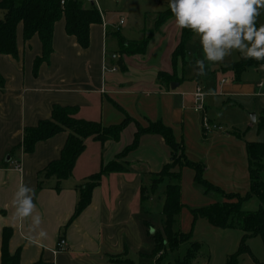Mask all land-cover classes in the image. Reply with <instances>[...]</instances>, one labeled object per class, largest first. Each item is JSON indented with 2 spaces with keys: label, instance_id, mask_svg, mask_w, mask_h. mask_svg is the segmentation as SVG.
<instances>
[{
  "label": "crops",
  "instance_id": "crops-1",
  "mask_svg": "<svg viewBox=\"0 0 264 264\" xmlns=\"http://www.w3.org/2000/svg\"><path fill=\"white\" fill-rule=\"evenodd\" d=\"M84 1L86 5L92 4L90 0ZM101 11L102 23L90 26L87 48L81 47L76 38L66 32L64 17L56 22L53 52L48 61L41 63L37 73L34 61L42 55V43L37 34L25 41L22 23L16 30L17 56L0 54V74L4 78L0 86V264L5 228L12 229L8 249L11 254L20 251V264H124L122 259L139 264L133 259L135 255L152 259L153 247L145 243L148 231L144 230L140 217L142 201L137 202L144 177L158 172L171 158L170 147L159 135H142L137 148L125 158L129 171L103 174L88 206L71 220L81 187L133 143L138 123L145 125L161 120L183 140L186 156L204 165L203 177L207 181L225 192L245 195L249 191L246 141L262 139L256 121L258 114L264 111V96L256 93H264V88L259 87L264 71H260L259 66L249 68L236 80L232 71L221 68L233 61L222 62L213 74L222 77L215 96L205 97V115L211 119L213 103L239 108L242 120L223 126L211 119L215 128L205 129L203 113L198 112L199 122L189 118L187 104L192 102L193 93H184L191 99L181 93L182 99L175 100L180 93L176 89L187 79L180 75L181 68L189 63L186 56L175 63L172 59L181 31L175 25V17L152 36L145 53L128 55L120 51L118 36L128 41L141 40L153 29L157 13L162 10L155 11L153 22L138 29L137 38H131L124 30L123 16L118 22H112L110 15ZM3 16L0 10V18ZM249 73L256 77L254 83L247 82L245 75ZM173 82L178 83L176 88L171 87ZM54 105L75 107L77 117L99 121L104 126L121 123L126 114L132 120L118 140L102 144L88 138L86 149L77 158L73 173L67 179L61 182L55 177L42 179L40 172L60 157L68 132L39 141L33 152L25 153L22 148L24 129L50 118ZM252 112L256 113L255 122L250 118ZM192 127L196 138L188 144L186 133ZM249 132L253 134L252 139L247 138ZM16 163L21 165L20 170L15 168ZM137 163L145 165V170L135 169ZM21 182L35 189L34 203L42 218L36 231L47 233L46 239L36 243L25 239L31 218L23 223L14 218L12 199ZM202 219L193 224L192 217L190 225ZM60 238H64L67 245L56 251ZM261 242V258L256 257L247 244L252 253H246L251 264H264V238ZM114 258L116 261H111ZM242 260L245 262V257L241 260L239 257L238 264H242Z\"/></svg>",
  "mask_w": 264,
  "mask_h": 264
},
{
  "label": "trees",
  "instance_id": "trees-1",
  "mask_svg": "<svg viewBox=\"0 0 264 264\" xmlns=\"http://www.w3.org/2000/svg\"><path fill=\"white\" fill-rule=\"evenodd\" d=\"M0 10L4 16L0 18V54L17 56L16 30L19 23L23 24V36L27 41L37 34L42 43V55L34 61V72L37 73L42 62L48 61L53 52V32L56 22L65 18L66 32L74 36L78 44L87 48L90 44V26L94 23H102V12L95 4L86 5L84 0H1ZM173 14L170 8L157 13L153 29L141 40L128 41L122 36H118L120 51L122 54L134 55L143 54L152 36L171 18ZM257 27H259L257 25ZM195 33L189 29H181L180 40L175 48L172 59L175 63L178 57H185L188 53L187 45L193 39ZM264 61L254 59L245 60L240 57L238 61L225 64L224 70L232 71L236 80H240L243 72L249 68L258 67ZM125 68V65H123ZM163 74V73H162ZM170 75L168 80L170 81ZM4 78L0 74V86H3ZM75 107H65L54 105L50 118L42 119L37 125L24 129L22 148L25 153L34 151L35 145L39 141L47 140L56 134L67 131L68 137L58 159L51 161L41 172L40 177H55L58 182L70 177L77 158L86 149L88 138H94L104 144L107 141L118 140L122 130L132 119L126 114L125 119L116 125L104 126L99 121H90L76 116ZM148 127L138 129L135 132L133 143L127 146L116 157L126 155L137 148L142 135H159L171 149V159L165 163L159 172L152 173L154 176L151 185H142L140 188L141 200L147 199V191L168 182L163 192L164 227L163 234L166 239L159 235H154V246L150 256H156L166 245L174 250V231L172 229L176 218L180 215L184 206L181 193V169L189 167L194 173V183L201 186L205 193L215 192L220 195V199L208 205L193 207L190 211L193 216V224L199 218L208 221L217 228H239L243 231L240 245L234 254H231L226 264H238L240 255L244 253L252 254L247 241L250 238L260 236L264 238V116L257 121V129L262 132L261 140L246 141L249 162L250 188L245 195L235 192H225L222 188L212 184L203 177L204 165L201 162L190 160L185 154L183 140H179L174 130L165 125L161 120L149 121ZM181 151L183 161L177 157ZM165 173L166 168H176ZM130 165L119 162L116 158L106 164L99 173L91 175L88 181L80 189V198L77 203L74 219L90 203L92 191L98 185L101 177L110 172H128ZM42 185V180H40ZM59 187V185H58ZM256 199L258 206L254 210L244 209V205L249 200ZM12 235L11 228L3 231L2 243V264H20V251L11 254L8 249V242ZM198 248V246H197ZM197 256V250L187 252L182 262L178 264H192ZM116 261V259H111ZM40 264V263H35Z\"/></svg>",
  "mask_w": 264,
  "mask_h": 264
},
{
  "label": "rangeland",
  "instance_id": "rangeland-1",
  "mask_svg": "<svg viewBox=\"0 0 264 264\" xmlns=\"http://www.w3.org/2000/svg\"><path fill=\"white\" fill-rule=\"evenodd\" d=\"M101 9L105 14L110 15L112 22H118L120 17L123 16L125 20L124 30L129 32L131 38H137L140 36L138 32L139 28L148 25L152 21V16L155 11L158 9L165 10L168 8V0H97ZM167 6V7H166ZM166 7V8H165ZM264 23V12L257 19V25ZM149 32H147L148 34ZM188 53L186 59L189 61L183 68H181L180 75L187 78L182 85H180L176 90L180 93L175 100L184 98H192L189 95L184 93H194L196 90L197 83L202 88L203 92H207L209 89H212L214 92L217 91L218 82L221 80L220 75H213L214 71H217L219 66L222 63H210L205 61L206 72L205 76H197L195 61L202 58V49L199 37L195 34L193 39L187 45ZM241 57V54L238 51H233L231 56L225 58L224 61H238ZM181 57H178L177 61ZM226 67L222 65L221 68ZM247 82L254 83L256 77L249 73L245 75ZM177 78V76H176ZM178 79V78H177ZM183 96H180V94ZM190 93V94H191ZM186 95V96H185ZM193 99V98H192ZM206 103V102H205ZM189 118L196 119L198 122L201 120L200 113L195 112V107L193 100L187 104ZM206 114L205 106L204 111ZM242 110L237 107H227L222 105H215L211 103V110L209 117L212 120H215L216 123H219L223 126H228L233 123H238L242 120ZM208 117V114L206 115ZM264 116V111L258 114V119ZM200 118V119H199ZM125 119V118H124ZM208 118L207 123L209 128H215L216 124ZM196 121V122H197ZM257 122V121H256ZM198 126V124H197ZM148 127V124L141 125L137 124L138 129H145ZM199 128V127H198ZM187 134L188 144L195 140L196 133L194 127L190 128ZM253 134L249 132L247 138L252 139ZM128 155H121L116 157L119 162L125 163V158ZM177 157L180 161H183V156L181 151ZM171 159V158H170ZM135 165V169L143 168L145 170V165ZM163 167V166H162ZM132 168V167H131ZM134 169V168H132ZM162 169V168H161ZM160 169V170H161ZM176 168H166L165 173L169 171L178 170ZM159 170V171H160ZM158 171V172H159ZM181 193H182V202L184 204L180 215L176 218L175 223L172 226L174 231V244L176 247L174 250L170 249L169 245H166L164 249L158 253L156 256H150L152 259H141L139 255H135L133 259L139 264H178L182 262L187 252H192L197 250V256L192 261V264H225L231 254H234L237 248L240 245L241 237L243 231L239 228H217L212 226L207 222V220L202 219V222H197L194 226L190 225L192 220L191 209L193 207H199L208 205L216 200L220 199V195L215 192L205 193L204 189L193 182V171L189 167H184L181 169ZM153 175L144 177V185L150 186ZM168 182L160 184L156 190L147 191V199L141 200L139 197L137 203L142 201L140 217L144 224V230H147L145 234V243L150 247H153L154 235H159L162 239H166V236L163 234L164 227V215L162 213L163 208V192L166 189ZM258 206V201L253 199L249 204L244 205L246 210H254ZM137 209H140L139 205H136ZM247 244L253 249L254 255L258 258H261V237L256 236L247 241ZM198 246V248H197ZM243 255V256H242ZM240 255V260L245 257V262L242 260V264H251L252 260H249V256L244 253ZM154 259V261H153ZM124 264H134L129 259H122ZM253 263V262H252Z\"/></svg>",
  "mask_w": 264,
  "mask_h": 264
},
{
  "label": "clouds",
  "instance_id": "clouds-1",
  "mask_svg": "<svg viewBox=\"0 0 264 264\" xmlns=\"http://www.w3.org/2000/svg\"><path fill=\"white\" fill-rule=\"evenodd\" d=\"M168 7L177 28L189 29L199 37L202 58L195 61L197 76L207 75L205 61L222 63L233 51H238L245 60L264 61V23L257 27V19L264 12V0H168ZM259 70L264 71V63L259 64ZM259 87L264 88V80ZM208 95L215 96V92L196 91L201 101ZM35 196V189L21 182L12 199L14 218L21 223L31 218L25 235L29 243L47 238L45 231H36L42 218L34 203Z\"/></svg>",
  "mask_w": 264,
  "mask_h": 264
},
{
  "label": "built area",
  "instance_id": "built-area-1",
  "mask_svg": "<svg viewBox=\"0 0 264 264\" xmlns=\"http://www.w3.org/2000/svg\"><path fill=\"white\" fill-rule=\"evenodd\" d=\"M64 1H65V0H61V3L63 4ZM90 1H91L93 4H95L96 7L101 11L100 6H99L97 0H90ZM101 12H102V11H101ZM123 22H124V21L121 19V20H120V24H122ZM198 89H199V90H202V88H201L199 85L196 86V90H195V92L193 93V101H194L195 111H196V112H200V113H202V112L204 111V106H205V97H204V99L201 101V100L196 96V91H197ZM202 120H203V126H204V128H205V129H210V128L208 127V123H207L208 118L206 117L205 114L202 116ZM15 168L20 170V169H21V165L18 164V163H16V164H15ZM66 245H67L66 240H65L64 238H60V240H59L58 243H57L56 251H60V250L64 249V248L66 247Z\"/></svg>",
  "mask_w": 264,
  "mask_h": 264
},
{
  "label": "water",
  "instance_id": "water-1",
  "mask_svg": "<svg viewBox=\"0 0 264 264\" xmlns=\"http://www.w3.org/2000/svg\"><path fill=\"white\" fill-rule=\"evenodd\" d=\"M177 86H178V83H176V82L171 83L172 88H176ZM250 118L253 122H255L256 121V113H254V112L250 113Z\"/></svg>",
  "mask_w": 264,
  "mask_h": 264
}]
</instances>
